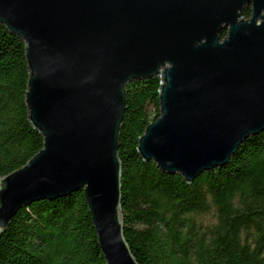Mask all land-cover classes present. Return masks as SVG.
<instances>
[{
    "label": "water",
    "instance_id": "1",
    "mask_svg": "<svg viewBox=\"0 0 264 264\" xmlns=\"http://www.w3.org/2000/svg\"><path fill=\"white\" fill-rule=\"evenodd\" d=\"M0 23L25 44L28 121L44 141L0 178V235L21 208L82 190L105 264H139L117 155L135 81L161 80L138 155L188 184L264 130V0H0Z\"/></svg>",
    "mask_w": 264,
    "mask_h": 264
},
{
    "label": "trees",
    "instance_id": "2",
    "mask_svg": "<svg viewBox=\"0 0 264 264\" xmlns=\"http://www.w3.org/2000/svg\"><path fill=\"white\" fill-rule=\"evenodd\" d=\"M28 80L25 44L0 23V178L43 149L28 121ZM160 83L152 77L125 88L117 155L131 253L139 264H264V130L227 165L188 184L137 153L138 139L160 117ZM210 213L214 221L205 224ZM0 264H105L83 191L21 208L0 235Z\"/></svg>",
    "mask_w": 264,
    "mask_h": 264
},
{
    "label": "rangeland",
    "instance_id": "3",
    "mask_svg": "<svg viewBox=\"0 0 264 264\" xmlns=\"http://www.w3.org/2000/svg\"><path fill=\"white\" fill-rule=\"evenodd\" d=\"M203 220L205 224H211L214 221L213 215L210 213L209 215L205 216Z\"/></svg>",
    "mask_w": 264,
    "mask_h": 264
}]
</instances>
